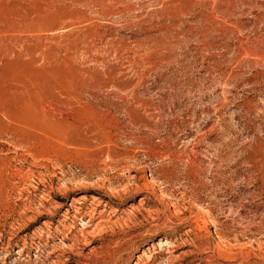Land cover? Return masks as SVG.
<instances>
[{
  "label": "rangeland",
  "instance_id": "374dc122",
  "mask_svg": "<svg viewBox=\"0 0 264 264\" xmlns=\"http://www.w3.org/2000/svg\"><path fill=\"white\" fill-rule=\"evenodd\" d=\"M135 263L264 264V0H0V264Z\"/></svg>",
  "mask_w": 264,
  "mask_h": 264
},
{
  "label": "bare ground",
  "instance_id": "6f19581e",
  "mask_svg": "<svg viewBox=\"0 0 264 264\" xmlns=\"http://www.w3.org/2000/svg\"><path fill=\"white\" fill-rule=\"evenodd\" d=\"M92 200V203H90V211L88 212V214H86L88 217H89V221H91L93 218H94V213L96 212V208L98 207L96 205V201L97 199L96 198H91ZM102 221H100V223H97L98 227H100L102 224H101ZM105 222V221H104ZM107 223V222H106ZM139 260V259H138ZM136 264V263H135Z\"/></svg>",
  "mask_w": 264,
  "mask_h": 264
}]
</instances>
